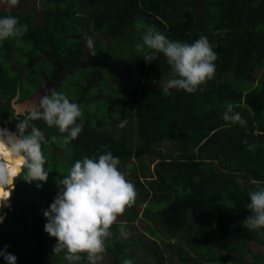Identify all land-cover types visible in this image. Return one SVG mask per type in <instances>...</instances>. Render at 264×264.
I'll return each mask as SVG.
<instances>
[{
	"label": "trees",
	"instance_id": "obj_1",
	"mask_svg": "<svg viewBox=\"0 0 264 264\" xmlns=\"http://www.w3.org/2000/svg\"><path fill=\"white\" fill-rule=\"evenodd\" d=\"M34 2L19 0L9 6L8 0L0 1V18L11 15L28 26L26 34L15 37L29 47L22 58L31 59L42 52L78 65L79 41L76 38L71 44L67 38L79 29L78 8L85 0ZM89 6L88 32L125 41L135 24L154 25L170 40L191 44L206 36L218 58L214 78L195 93L171 89L172 94L165 96L161 90H148L152 78L157 82L164 78L167 83L173 77L166 57L158 53L149 63L137 54L142 79L132 85L120 104L121 119L136 121L137 145L123 135L117 139L84 125L71 141L76 153L98 159L111 151L120 163L133 156L141 160L158 155L155 178L145 180L146 186L134 172L133 184L139 189L140 203H147L143 218L148 220V237L172 245V257L181 264H264V256L253 254L249 247L253 242L264 246V228L256 230V238L255 230L243 227V220L251 215L246 208L248 193L258 182L264 183V0H92ZM136 30L142 37L143 28ZM10 39L0 41V123L16 130L18 120L24 117L11 119L8 108L1 106L3 99L15 95L22 73L17 64L11 65L17 51ZM259 70L262 78L256 82L254 73ZM229 102L246 125L222 119ZM31 123L41 131L47 127L43 120ZM96 123L103 126L101 121ZM56 133V129L47 128L48 136ZM163 142H173L174 149L163 154ZM249 145H255L254 150L250 151ZM139 163L140 174L148 177L145 160ZM52 196L47 198L49 207L54 202ZM135 204L137 201L132 206ZM22 209L9 214L3 223L0 248L8 246L7 252L17 257L16 264H43L50 245L44 231L47 220L43 211L34 210L27 223ZM209 210L213 211L211 223L202 231L196 219ZM8 226L11 237L6 234ZM153 243L155 248L139 244L155 264H164L156 240ZM115 246L122 252L125 247L120 243ZM3 259L0 257V263L7 264ZM134 259V263L140 260Z\"/></svg>",
	"mask_w": 264,
	"mask_h": 264
},
{
	"label": "clouds",
	"instance_id": "obj_2",
	"mask_svg": "<svg viewBox=\"0 0 264 264\" xmlns=\"http://www.w3.org/2000/svg\"><path fill=\"white\" fill-rule=\"evenodd\" d=\"M18 2L8 0L9 6H15ZM138 28L144 31L142 42L135 45V51L149 63L156 60L158 53H162L174 74L165 85H160L163 95H171V89L195 93L200 85L214 78V62L218 57L206 36L201 35L189 44L170 40L154 25H139ZM27 31L28 26L14 16L0 18V41L22 37ZM99 34L102 33L94 36ZM88 47L93 48L91 40L88 41ZM49 92L29 111L22 113L24 119L18 120L16 131H11L7 126L0 128L2 208L8 206L18 177L23 176L22 179L28 183L46 182L48 179L49 171L44 167L47 161L42 151L44 133L32 121L43 120L49 128L57 127L64 135L59 139L52 136L49 142H59L65 147L78 137L84 127L83 121L77 123L82 116L80 106L70 102L64 93L54 89ZM222 119L241 126L247 123L239 112L234 111L231 102L227 103ZM243 143L248 144V141L244 140ZM248 147L251 151L255 145ZM119 163V157H114L111 151L100 154L98 159L85 156L75 161L63 179L57 180L59 192L49 209L43 211L47 220L44 231L57 241L53 252H63L70 264H79L82 259H86L88 264L102 261L106 241L112 236L111 226L136 201V188L118 170ZM248 195L250 203L246 208L251 215L243 220V227L249 230L264 228V183L258 182ZM119 231L125 239L130 235L123 224ZM7 247L0 251V256L7 264H16L17 257L8 253ZM121 264H133V261L124 259Z\"/></svg>",
	"mask_w": 264,
	"mask_h": 264
},
{
	"label": "rangeland",
	"instance_id": "obj_3",
	"mask_svg": "<svg viewBox=\"0 0 264 264\" xmlns=\"http://www.w3.org/2000/svg\"><path fill=\"white\" fill-rule=\"evenodd\" d=\"M7 1V0H0ZM27 2H34L36 0H26ZM92 0H85V2L80 3L78 8L79 20L77 24L79 29L75 35H70L67 40L71 44L76 41L78 34H88L87 21L90 11L89 3ZM35 3V2H34ZM133 31L130 32V37L126 38L125 41L114 40L110 38H104L106 41H97L95 44V55L92 57L94 64H85L83 69L74 72L73 76L68 77L64 80L62 86H60L58 92L64 93L70 99L80 100V108L82 110V116L78 121H83L85 126L90 129L96 130L97 133L110 134L117 139H121V135L129 139L133 146L137 145L136 136V121L130 120L129 118L121 119L120 114V104L122 99L128 96V93L134 83L142 79L140 76V69L136 63L135 57L137 53L135 51V45L142 42L141 37L136 35V28L142 24H135ZM82 31V33H81ZM81 35V36H82ZM132 37V38H131ZM84 38V36H82ZM86 38H89L86 36ZM92 41V40H91ZM10 42L16 49V53H21L29 49L28 45L24 44L19 39L11 38ZM214 44L211 43V46ZM39 53L31 56V60L38 59ZM87 61H91L88 57ZM26 58L27 62L31 61ZM111 62L110 64H107ZM13 65L16 63L15 59L11 62ZM45 70V62L43 60H36L26 71V78L29 79L31 74L35 75V79L38 80V85L41 84L42 79H40L39 74ZM256 82L262 78V74L259 71L254 73ZM88 79H92L89 80ZM21 87L26 91H32L37 86V82L33 81V84L23 81ZM151 87L148 92L158 91L160 85L166 84L164 78L157 82L154 78L149 81ZM36 86V87H35ZM88 116L90 119H88ZM89 121V122H88ZM101 121L103 126H96V122ZM2 127L5 126L4 123H0ZM8 127V126H7ZM11 131H16L14 128L10 127ZM56 129V134L48 136L45 131L44 141L42 142V151L46 158L45 169L49 171L48 179L46 182L42 181H32L28 183L24 181L21 177H18L15 182L14 190L12 191L11 197L9 199L8 206L4 208L8 214H15L19 208H23L25 211L23 213V220L29 223L31 221L34 210L44 211L48 210V196H52V200L57 196L59 188L57 187V180L63 179L71 166L74 165L76 160H82L86 155H79L76 153V149L73 148L71 143L66 147L61 143H51L49 142L52 136H56L58 139L64 135L59 133L58 128ZM27 134V133H26ZM160 149L163 154L170 153L174 149L173 142H163L160 145ZM70 150V151H69ZM145 160V173L148 177H142L139 171L140 161ZM137 159L136 157H131L119 163L118 170L121 171L127 180L134 183V172L140 182L146 185L145 180H151L155 178L153 175L154 170L157 166L159 160L158 155L156 156H145L143 159ZM40 187H37V185ZM147 186V185H146ZM137 191L136 201L137 204L126 208L125 212L118 216L116 222L111 226L110 231L112 236L106 241V251L103 254V260L98 262V264H121L124 259H131L133 264H155L154 260L150 257L147 251L140 246L139 243L145 244V246H151L155 248L153 240L157 242L158 255L162 253V259L164 264H181L179 260L172 257L175 254L172 245L168 242H160L154 239L152 236L148 237L147 227L148 220L143 218V214L146 213L145 207L147 203H140V192L135 186ZM154 208L153 205L150 206ZM3 209V208H2ZM0 209V214L3 212ZM22 209V211H23ZM206 213V212H205ZM202 214L196 219V224L200 226L202 231L207 230L211 223V217L213 211ZM2 216V215H1ZM134 216V217H133ZM21 218V217H18ZM128 218H133L132 221H127ZM125 225L126 229L130 231V235L127 239L120 235V225ZM256 238H258V232H254ZM151 238V239H150ZM50 245L47 250H49L46 259L43 264H70L64 258V253L55 254L53 252V247L56 244V239L49 236ZM152 242V243H151ZM174 244H177V240H172ZM120 243L124 245L123 252L120 248H116L115 244ZM135 243L134 246H131ZM253 254H259L264 256V246L259 245L257 242H253L249 245ZM187 248V247H186ZM115 250L118 255L114 254L112 251ZM205 252V251H203ZM193 254V253H192ZM83 255V254H82ZM137 257L140 258L139 262H135ZM141 261V262H140ZM79 264H88L86 259H82Z\"/></svg>",
	"mask_w": 264,
	"mask_h": 264
},
{
	"label": "flooded vegetation",
	"instance_id": "obj_4",
	"mask_svg": "<svg viewBox=\"0 0 264 264\" xmlns=\"http://www.w3.org/2000/svg\"><path fill=\"white\" fill-rule=\"evenodd\" d=\"M81 33H82V31H81ZM94 34L95 33L88 32V34H83V35L78 34L77 36H75L79 41L78 43H79V47H80L79 48L80 53H79V57H78L79 63H78V65H75V66H71L70 64H66L65 62H63L61 60H54L52 58V56L49 57L48 55H46L42 52L39 53L38 59H35V60L30 59L31 60L30 62H27L25 58H22L23 54H21V53H14L13 54L12 61L15 59V62H16L15 64H17V66H19V67H17V70H21L22 73L17 80L15 95L9 99H6V98L3 99L2 102L4 105L3 104L1 105L5 108H8V110L11 114V117H10L11 119L17 118L19 116L24 117V115H22V114H17L12 108L11 102L16 98V96H17V99L15 100V104H19V103H22L24 101L29 100L34 93H36L40 88L44 87L45 85H49L52 89H54L58 92V90H59L60 86H62L64 80H66L68 77L73 76L75 71L83 69L84 68L83 66L85 64L100 65L98 63H95L92 60V57L95 55V48H96L95 44H96V42L97 41H105L104 38L106 36L103 34H99V35H97V37H95ZM81 35L84 36V38H82ZM86 36L89 38H86ZM89 40H92V42H93V48H91V49L88 47V41ZM87 57L91 61H87V59H86ZM36 60H43L45 62V70L42 69V72L39 74L40 79H42V82L40 85H38V81H37L38 79L37 78L35 79V77H36L35 75L31 74V77L29 79L26 78V71L29 69L31 64H33L34 61H36ZM0 65H2V62L0 63ZM11 65H13V64L11 63ZM89 80H92V79H88V82H89ZM23 81H27L28 83H31V84H33V81H36L37 87L35 86L36 88H34V90H32V91H26L23 89V87H21V85L23 84L22 83ZM68 99L70 100V102L76 103L80 106V102H79L80 100H75V99H70V98H68ZM27 111L28 110H25L24 113H26ZM88 119H90L89 116H88ZM79 122L80 121H77V123H79ZM0 128H5V127L1 126ZM47 128H48V126L46 128H44L42 131H45L47 133ZM51 128L53 129L56 127L53 126ZM4 208L5 207H3V209H2V203H0V209H2L1 211L3 212V214L2 213L0 214V218L4 215L3 221L0 223V231H1V227H2L3 223L5 222L6 218L9 215L8 212L4 210ZM6 234L8 237L12 236V228L10 226L7 227ZM0 251H2V248H0ZM0 257L3 258V256H0ZM2 262H6V261L3 259ZM0 264H2V263H0Z\"/></svg>",
	"mask_w": 264,
	"mask_h": 264
},
{
	"label": "water",
	"instance_id": "obj_5",
	"mask_svg": "<svg viewBox=\"0 0 264 264\" xmlns=\"http://www.w3.org/2000/svg\"><path fill=\"white\" fill-rule=\"evenodd\" d=\"M50 89L52 88L49 85H45L44 87L40 88L36 93H34L29 100L24 101L19 104H15V100L17 99V96H16V98L11 102L13 110L17 114H22L25 112V110L29 111L33 105H36L39 103V100L43 95H45L46 93L50 94L49 92ZM3 217L4 215L2 216V218Z\"/></svg>",
	"mask_w": 264,
	"mask_h": 264
},
{
	"label": "bare ground",
	"instance_id": "obj_6",
	"mask_svg": "<svg viewBox=\"0 0 264 264\" xmlns=\"http://www.w3.org/2000/svg\"><path fill=\"white\" fill-rule=\"evenodd\" d=\"M0 127H1V126H0ZM2 221H3V218L1 217V218H0V223H1Z\"/></svg>",
	"mask_w": 264,
	"mask_h": 264
},
{
	"label": "built area",
	"instance_id": "obj_7",
	"mask_svg": "<svg viewBox=\"0 0 264 264\" xmlns=\"http://www.w3.org/2000/svg\"><path fill=\"white\" fill-rule=\"evenodd\" d=\"M7 128V127H6Z\"/></svg>",
	"mask_w": 264,
	"mask_h": 264
}]
</instances>
